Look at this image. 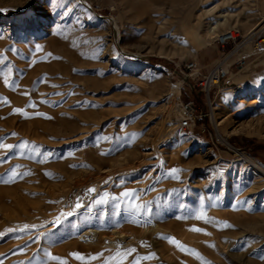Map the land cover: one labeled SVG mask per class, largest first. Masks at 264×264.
<instances>
[{"label":"rangeland","instance_id":"obj_1","mask_svg":"<svg viewBox=\"0 0 264 264\" xmlns=\"http://www.w3.org/2000/svg\"><path fill=\"white\" fill-rule=\"evenodd\" d=\"M0 145V264H264V0H0Z\"/></svg>","mask_w":264,"mask_h":264},{"label":"built area","instance_id":"obj_2","mask_svg":"<svg viewBox=\"0 0 264 264\" xmlns=\"http://www.w3.org/2000/svg\"><path fill=\"white\" fill-rule=\"evenodd\" d=\"M235 38L232 37L229 33V31H227L226 33H223L222 35H219L216 39V43L222 47L223 45L233 41ZM217 63L219 64V62L217 61ZM228 69V67H227ZM199 66L197 64L196 61H190L188 63H186L183 67L182 73L184 75L185 80L189 79V80H195V79H199L202 78V80L199 82V86L201 88H205L206 86H210V84H216L220 81V79H222L226 74L223 73H219L220 69H216V67H214L213 65V69L207 73L206 76H201V74L199 73ZM214 78V82H212ZM178 110H179V115H178V119H177V126L179 129H181L182 131L185 129H191L192 127H194L196 120L198 118H200L197 114H196V109H195V104L193 101L188 100L185 102H179L178 103Z\"/></svg>","mask_w":264,"mask_h":264},{"label":"snow or ice","instance_id":"obj_3","mask_svg":"<svg viewBox=\"0 0 264 264\" xmlns=\"http://www.w3.org/2000/svg\"><path fill=\"white\" fill-rule=\"evenodd\" d=\"M4 83H5L6 86H8L9 85L8 79H4ZM32 106L33 105H31V104L29 105V107H32ZM14 113H18V114L23 115V112H22L21 109H14ZM0 147L10 149L13 146L12 145H0ZM20 147L23 149V148H26L27 145L26 144H21ZM40 162H44V161H40ZM177 171L178 170H176V169L171 170L172 173H176ZM177 179H178V177H177ZM5 183H7V181H5ZM95 192H96V190L94 188L87 189V194L88 195L95 194ZM119 198L120 199H123V200H126L128 202V204L130 205V207L132 208L133 211H135L138 208L142 207L141 205L138 204V202H137L138 201V198L136 197L134 191H132V190H128V191L122 192L120 194V197ZM109 199H116V198L109 197L108 193H103L99 199H96L94 201V203L97 204V205L106 204ZM81 206H82V204H81L80 200L78 199L77 202H76V204L74 205V207L76 209H79ZM63 215L64 214L61 213V216H63ZM196 218L197 219H203L204 218V213L201 212L199 215H197ZM56 222L57 223L59 222V218H57V221ZM224 226L225 227H228V225L226 223H225ZM190 230L193 231V232H201L202 231L201 229H198V228H193V229H190ZM204 234H207V233H204ZM166 239H168L169 243L176 245L178 248H182V246L179 245L178 242L175 241L174 238H166ZM129 251H134V249L133 250H129ZM48 255H49V259L50 260L58 261L59 264H65V262L62 259H60L58 257H55V256H52L51 254H48ZM73 255L78 260H83L84 259L83 257L79 256L78 254H73ZM194 255H198V254H194ZM118 256H120V253L119 252H117V257ZM95 258L96 257H92V259H95ZM149 258H151V257H145L144 259H149ZM113 259H115V257ZM106 264H108V262H106ZM121 264H122V262H121ZM137 264H138V262H137Z\"/></svg>","mask_w":264,"mask_h":264},{"label":"bare ground","instance_id":"obj_4","mask_svg":"<svg viewBox=\"0 0 264 264\" xmlns=\"http://www.w3.org/2000/svg\"><path fill=\"white\" fill-rule=\"evenodd\" d=\"M212 30H215V28H213ZM224 33H226V32H224ZM229 33H230V35H231L232 37H234V35H233V33H232L231 31H229ZM234 38H235V37H234ZM219 65H220V66H219ZM215 67H216V69H218V70L220 69L219 73L221 72V73L226 74V75L228 74L227 71H226V69H224V67L222 66L221 63L215 65ZM214 81H215V80H214V78H213L212 82L215 83ZM262 172H263V171H262Z\"/></svg>","mask_w":264,"mask_h":264}]
</instances>
